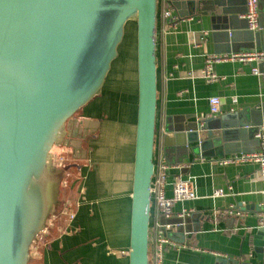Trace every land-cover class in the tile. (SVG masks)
Listing matches in <instances>:
<instances>
[{"label": "crops", "instance_id": "0c3cea01", "mask_svg": "<svg viewBox=\"0 0 264 264\" xmlns=\"http://www.w3.org/2000/svg\"><path fill=\"white\" fill-rule=\"evenodd\" d=\"M226 1L237 15L231 18L233 27L228 29L232 32L231 41L228 30L212 29V4L208 0H163V5L171 6L182 16L169 30L160 15L157 18L154 172L160 164L167 166L161 179L168 197L176 177L191 180L196 192V198L173 205V215L168 220L174 219L175 223L167 229L161 226L166 236L177 243V247L164 248L162 264H218L221 259L253 254L249 233L259 225L262 200L257 166L221 164L222 149L215 147V155L205 157L192 155L181 147L164 150L161 139L165 128L204 122L209 130L235 132L234 138H239L237 131L243 132L245 151L258 146L254 126L264 121V65L217 62L212 65L216 79L203 76L207 55L241 51L252 44L264 49V0L257 4L262 27L254 41L241 16L245 0ZM254 65L259 67V73L252 72ZM120 79V74L109 75L101 94L73 120L80 134H87L78 143L72 141L74 147L83 148L85 160L80 163L79 178L72 181L69 189L60 191L75 216L67 223L59 219L48 225L31 248L33 264H128L136 78L132 83L130 77L132 86L130 80ZM211 96L220 99L216 114L209 111L207 99ZM74 149L72 157L77 160L79 150ZM228 155L231 154L224 156ZM115 166L121 169L117 176ZM217 189L223 194L215 195ZM183 211L185 214L178 217ZM179 220L182 225L177 228Z\"/></svg>", "mask_w": 264, "mask_h": 264}, {"label": "water", "instance_id": "95a60500", "mask_svg": "<svg viewBox=\"0 0 264 264\" xmlns=\"http://www.w3.org/2000/svg\"><path fill=\"white\" fill-rule=\"evenodd\" d=\"M208 1L212 29H231L237 17L231 3ZM158 15L159 0H0V264H28L33 244L61 212L63 174L51 163L52 150L65 139L69 120L101 94L128 23L135 24L136 78L128 264H149ZM243 22L254 41L259 32ZM203 123L165 128L164 150L181 147L205 157L215 155V147L222 158L254 151H245L243 132L234 138L235 132L209 130ZM249 239L253 254L218 264H264V223Z\"/></svg>", "mask_w": 264, "mask_h": 264}, {"label": "built area", "instance_id": "2783aa9c", "mask_svg": "<svg viewBox=\"0 0 264 264\" xmlns=\"http://www.w3.org/2000/svg\"><path fill=\"white\" fill-rule=\"evenodd\" d=\"M259 0H245V11L241 15L246 21L247 28L251 31H259L261 29L259 23V16L257 11V4ZM162 3V5H160ZM159 15L164 25L170 28H174L178 20L179 15L169 5H163V0H159ZM203 34H206L205 32ZM227 61H242L250 62L255 64L264 63V49L251 48L241 51H228L223 53H214L205 57V64L203 70V76L209 80H215L216 75L212 72V65L219 62ZM252 67V72L259 73V67ZM235 101V98H232ZM209 111L211 114H216L219 111L220 99L218 96H211L207 99ZM255 138L258 140V149L251 152H240L231 154L220 159L221 164H242L251 163L255 164L258 168L261 182H262V200L259 204V226L264 223V123H262L256 133ZM73 151L67 145L57 146L52 150L51 163L54 168L61 169L65 166L70 155L72 156ZM166 165L160 164L157 166L156 173L153 174L151 184V233H150V254L149 264H162L163 262V250L166 246H176L177 243L168 238L163 231L161 226H171L170 223L162 224L159 219H168L172 214V207L178 201L191 200L196 198V192L194 184L189 179L174 178L171 183L172 195L166 196L164 193V181L161 179L165 175ZM70 175L68 170L64 171V178L62 179V186H67V179ZM83 191L81 190V193ZM215 195L223 194V191L217 189L214 191ZM68 203L67 200H65ZM66 203L63 205L61 212L58 215L51 216L48 221V225H52L54 219L60 214L65 215L67 221H71L75 213L70 212L66 208ZM185 214V211L178 214L181 217ZM167 229V228H166Z\"/></svg>", "mask_w": 264, "mask_h": 264}, {"label": "rangeland", "instance_id": "374dc122", "mask_svg": "<svg viewBox=\"0 0 264 264\" xmlns=\"http://www.w3.org/2000/svg\"><path fill=\"white\" fill-rule=\"evenodd\" d=\"M120 74L122 77L121 81L130 80V86L134 82L133 78L135 77V24L128 23L125 29V36L123 38L122 43L119 46V55L117 59L113 63V67L109 75ZM132 76V83L130 77ZM125 85V84H124ZM129 86V85H128ZM132 89V88H131ZM133 90V89H132ZM80 115V111L73 116V120L78 118ZM76 116V117H75ZM75 122V121H73ZM124 167H126L124 165ZM123 167V169H124ZM116 176L118 175L119 167H113Z\"/></svg>", "mask_w": 264, "mask_h": 264}, {"label": "flooded vegetation", "instance_id": "af4514ba", "mask_svg": "<svg viewBox=\"0 0 264 264\" xmlns=\"http://www.w3.org/2000/svg\"><path fill=\"white\" fill-rule=\"evenodd\" d=\"M73 118V117H72ZM70 119L69 120V122L67 123V125H66V131H67V135H68V133L70 134V136H65V139L63 140V142L59 145V147L60 146H62V145H67L69 148H71V149H73L74 148V146L72 145V143L73 142H75V143H77L80 139L81 140H84L85 138H86V136H87V134L86 133H82V135L80 134V136L78 137L77 135H76V133H77V131L79 130V126H78V124H76V122H73V119ZM81 129V128H80ZM67 139H69L68 140V144L65 142V140H67ZM73 141V142H72ZM73 155V154H72ZM73 161H75V157H72L71 155H70V157L68 158V161H67V163L65 164V166L63 167V168H61V169H58V168H55L57 171H59L61 174H63V178H64V171L65 170H68L69 172H70V175L68 176V177H66V179H67V186L66 187H63L62 186V184L60 183V190H62V189H69V187L71 186V183H72V181H74L75 180V178H79V175L78 176H74V173L72 172V171H70V168H69V165L71 164V163H73ZM80 161H82V159L81 158H78L77 159V162H80ZM62 178V179H63ZM61 182H62V180H61ZM62 195L60 194V198L62 199V197H61ZM65 200H67V199H65ZM65 200H62V202H63V205H65ZM66 208H67V210L68 211H70V212H73V213H75L74 212V210H72V208H71V206L69 205V202L68 203H66ZM59 219H63L64 221H65V223H67L68 221H67V218H66V216L65 215H62V214H60L58 217H56L55 219H54V221H58ZM53 221V222H54Z\"/></svg>", "mask_w": 264, "mask_h": 264}, {"label": "trees", "instance_id": "16d2710c", "mask_svg": "<svg viewBox=\"0 0 264 264\" xmlns=\"http://www.w3.org/2000/svg\"><path fill=\"white\" fill-rule=\"evenodd\" d=\"M79 142V141H78ZM77 142V143H78ZM75 149H76V151H77V149L79 150V152H78V154H77V158H81L83 161L85 160V157H84V150H83V148L80 146V145H77V146H75L74 147ZM74 149V150H75ZM75 151V152H76ZM80 163H82L81 161L80 162H77V160H75V161H73V163H71L70 165H69V168H70V171H72L74 174H76L77 173V176H78V172H80V169H81V164ZM28 264H33V261L31 260Z\"/></svg>", "mask_w": 264, "mask_h": 264}]
</instances>
